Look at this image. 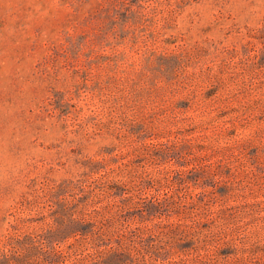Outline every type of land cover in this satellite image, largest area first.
Instances as JSON below:
<instances>
[{"label": "rangeland", "instance_id": "1", "mask_svg": "<svg viewBox=\"0 0 264 264\" xmlns=\"http://www.w3.org/2000/svg\"><path fill=\"white\" fill-rule=\"evenodd\" d=\"M0 264H264V0H0Z\"/></svg>", "mask_w": 264, "mask_h": 264}]
</instances>
